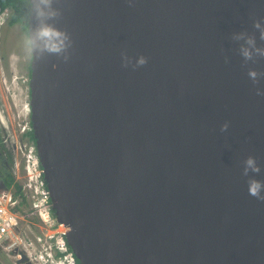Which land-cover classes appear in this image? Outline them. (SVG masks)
<instances>
[{"label": "water", "instance_id": "obj_1", "mask_svg": "<svg viewBox=\"0 0 264 264\" xmlns=\"http://www.w3.org/2000/svg\"><path fill=\"white\" fill-rule=\"evenodd\" d=\"M29 1L31 128L79 264H264V0Z\"/></svg>", "mask_w": 264, "mask_h": 264}, {"label": "built area", "instance_id": "obj_2", "mask_svg": "<svg viewBox=\"0 0 264 264\" xmlns=\"http://www.w3.org/2000/svg\"><path fill=\"white\" fill-rule=\"evenodd\" d=\"M13 147L22 163V175L15 178L20 179L28 207L12 197L11 189H0V246H5L13 264H78L65 227L55 219L35 141L26 138Z\"/></svg>", "mask_w": 264, "mask_h": 264}, {"label": "rangeland", "instance_id": "obj_3", "mask_svg": "<svg viewBox=\"0 0 264 264\" xmlns=\"http://www.w3.org/2000/svg\"><path fill=\"white\" fill-rule=\"evenodd\" d=\"M27 39L28 33L20 24L10 25L6 18L0 20V168L6 165L14 176L22 175V163L13 146L26 140L25 133L30 127L31 53ZM26 213L36 222L30 212ZM0 264H13L4 245L0 246Z\"/></svg>", "mask_w": 264, "mask_h": 264}, {"label": "clouds", "instance_id": "obj_4", "mask_svg": "<svg viewBox=\"0 0 264 264\" xmlns=\"http://www.w3.org/2000/svg\"><path fill=\"white\" fill-rule=\"evenodd\" d=\"M40 4L43 5V7H40L39 5L37 6V15L38 16L46 17V16L56 15L55 9H53L51 7L52 0H40ZM9 15H10V10H8V9L1 10L0 9V20L4 21L5 18L7 20L9 18ZM257 27H259V24H257ZM36 35L38 38L44 39V41H45L44 42V48H46L50 52H57L58 53L65 47L64 41L67 39V37L64 36V34L57 31L56 29H54L51 25H48L46 23H42L41 27L37 31ZM54 38H58V39H54ZM26 43L28 46V51H29V53H31V50H32L33 46L35 45V42L33 39L29 38V39H27ZM249 43H252V41L249 40ZM257 51H260L261 54H264V50L257 49ZM243 54L246 58L251 57V51L247 48L243 49ZM146 62H147V58L144 56H140L137 59L138 65H144ZM249 76L252 79H255L257 76L256 71L250 70ZM29 115H30V112H29ZM29 126H30V124H29ZM225 127H226V125H225ZM30 129H32L31 126L29 127L28 130H30ZM23 133H24V130H23ZM247 165L249 167H252L254 170H256L255 169V162L251 157L247 160ZM262 189H264V185H262L258 181H251L249 184V194L252 196H256L258 198H264V197H261Z\"/></svg>", "mask_w": 264, "mask_h": 264}, {"label": "trees", "instance_id": "obj_5", "mask_svg": "<svg viewBox=\"0 0 264 264\" xmlns=\"http://www.w3.org/2000/svg\"><path fill=\"white\" fill-rule=\"evenodd\" d=\"M30 8L31 5L29 0H0V9L10 10L8 24L14 25L18 23L26 32L28 31V15L30 13ZM29 124L31 126V122H29ZM25 136L30 140H34L32 129L27 130ZM0 181L4 183L7 189H11L13 198H19L20 205L28 207L26 199L21 191L20 182L16 180L14 174L11 173L6 165L0 168ZM76 261L79 264L77 259Z\"/></svg>", "mask_w": 264, "mask_h": 264}]
</instances>
